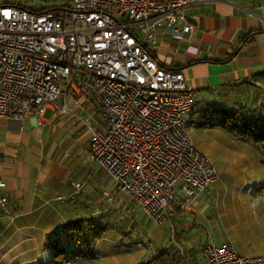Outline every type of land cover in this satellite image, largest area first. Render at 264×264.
Listing matches in <instances>:
<instances>
[{
	"label": "crops",
	"instance_id": "0c3cea01",
	"mask_svg": "<svg viewBox=\"0 0 264 264\" xmlns=\"http://www.w3.org/2000/svg\"><path fill=\"white\" fill-rule=\"evenodd\" d=\"M186 14L194 28L182 37L158 33L152 53L185 76L194 96L187 122L219 178L195 193L185 216L155 225L145 214L139 217L138 204L91 160L89 124L104 118L90 98L70 93L67 108L0 117V178L7 196L0 205V264H47L60 247L134 264L164 246L170 228L186 251L231 241L244 254L264 255V148L231 133L232 123L216 110H264V0L198 1ZM77 181L89 187L76 190Z\"/></svg>",
	"mask_w": 264,
	"mask_h": 264
},
{
	"label": "built area",
	"instance_id": "2783aa9c",
	"mask_svg": "<svg viewBox=\"0 0 264 264\" xmlns=\"http://www.w3.org/2000/svg\"><path fill=\"white\" fill-rule=\"evenodd\" d=\"M198 1L207 0H64L38 12L0 0V117L67 108L70 93L90 98L104 118L89 124L91 160L153 223L185 216L219 173L193 141L185 76L163 67L152 48L158 33L182 37L194 28L186 8ZM5 187L0 178L2 207ZM202 256V264H264V255L231 241L207 242Z\"/></svg>",
	"mask_w": 264,
	"mask_h": 264
},
{
	"label": "trees",
	"instance_id": "16d2710c",
	"mask_svg": "<svg viewBox=\"0 0 264 264\" xmlns=\"http://www.w3.org/2000/svg\"><path fill=\"white\" fill-rule=\"evenodd\" d=\"M60 5H64L65 2ZM15 5V4H14ZM17 6H21L16 4ZM60 6L49 5L46 9H52ZM24 7V6H21ZM31 9V8H28ZM38 12L43 10L32 9ZM249 33L246 37L243 38V42L250 40L251 35ZM153 54V53H152ZM154 56V55H153ZM226 59H214V62H223ZM164 67V66H163ZM166 68V67H165ZM169 70H178L176 68H166ZM217 112L221 115L223 121H230L232 124L229 126L231 133L252 138L253 141L264 148V110H256L251 107L242 108H228L225 106L216 107ZM68 228V227H66ZM178 234L173 230L171 238L168 243L158 249L154 250L147 258L139 260L134 264H202L200 251L199 249L192 248V251L189 249L185 251L178 242ZM86 242V240L78 239L80 242ZM199 246H202L201 244ZM81 249H71L67 250L65 248H57L51 260L47 264H60L63 259H71L77 262V260L84 258H93L87 254H80ZM77 251V253H76ZM203 261V256H202Z\"/></svg>",
	"mask_w": 264,
	"mask_h": 264
},
{
	"label": "rangeland",
	"instance_id": "374dc122",
	"mask_svg": "<svg viewBox=\"0 0 264 264\" xmlns=\"http://www.w3.org/2000/svg\"><path fill=\"white\" fill-rule=\"evenodd\" d=\"M62 1H64V0H9L10 3L18 4V5L24 6L25 8L38 9V10H45L49 5L60 6L63 3ZM192 135L194 136V133ZM194 140L197 141L196 136H194ZM199 145H200V143H199ZM202 151L205 152L211 159H213L209 152L204 151V150H202ZM138 215H139V217H144V212H141ZM152 222H151V224H149V228L148 229H149V234L154 235L156 227L153 228L154 229V231H153ZM144 223L147 224V221H145ZM155 225H157V224H155ZM172 232H173L172 228H170V229H168V231H166L167 235L169 234V238H171ZM149 239H151V237H149ZM142 240H144V236L142 237ZM203 246H199L198 247L200 252H202ZM191 251H192V249H191ZM259 251L261 252L263 250L260 249ZM96 258L97 257H93V260L96 259ZM79 261H80L79 264H121V263H119L120 262L119 259L118 258H114V257H112L111 259H107V260L106 259H97V260L91 261L90 259H80ZM74 262H75V264H77L76 261H74ZM126 264H129V263H126Z\"/></svg>",
	"mask_w": 264,
	"mask_h": 264
}]
</instances>
